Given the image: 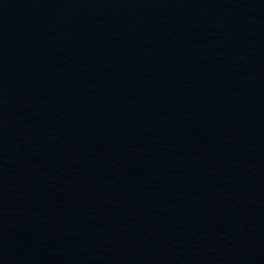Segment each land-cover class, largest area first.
<instances>
[{"label":"water","instance_id":"95a60500","mask_svg":"<svg viewBox=\"0 0 264 264\" xmlns=\"http://www.w3.org/2000/svg\"><path fill=\"white\" fill-rule=\"evenodd\" d=\"M0 264H264V0H0Z\"/></svg>","mask_w":264,"mask_h":264}]
</instances>
